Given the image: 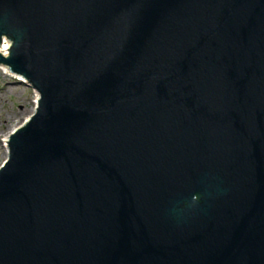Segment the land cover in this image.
<instances>
[{
	"label": "water",
	"instance_id": "1",
	"mask_svg": "<svg viewBox=\"0 0 264 264\" xmlns=\"http://www.w3.org/2000/svg\"><path fill=\"white\" fill-rule=\"evenodd\" d=\"M4 40L0 264H264V0H0Z\"/></svg>",
	"mask_w": 264,
	"mask_h": 264
},
{
	"label": "rangeland",
	"instance_id": "2",
	"mask_svg": "<svg viewBox=\"0 0 264 264\" xmlns=\"http://www.w3.org/2000/svg\"><path fill=\"white\" fill-rule=\"evenodd\" d=\"M20 77L10 76L0 70V166L8 156L3 146V136L22 124L34 111L38 92ZM10 129V130H9Z\"/></svg>",
	"mask_w": 264,
	"mask_h": 264
},
{
	"label": "bare ground",
	"instance_id": "3",
	"mask_svg": "<svg viewBox=\"0 0 264 264\" xmlns=\"http://www.w3.org/2000/svg\"><path fill=\"white\" fill-rule=\"evenodd\" d=\"M10 47H11L10 42L5 41V40L2 41V42L0 43V53L3 54V55H5V56H7L8 53H9L8 50H10ZM0 70L3 71V73H5V74H7V75H10V76H17L18 78L20 77V80H19V81L28 84L27 81H26V79H25L23 76L11 72L8 66L3 65V64H0ZM38 98H39V95L36 96V100H38ZM35 103H37V101H35ZM36 105H37V104H35V108H36ZM35 108H34V110H35ZM33 112H34V111H33ZM20 125H21V124H20ZM20 125H19V126H20ZM14 129H16V128H13V130H12L11 132H9V133H7L6 135L3 136V143H2V144L4 145L3 147H4L6 150H8V143H7V142H8V138H9L10 134L14 131ZM9 130H10V129H9Z\"/></svg>",
	"mask_w": 264,
	"mask_h": 264
}]
</instances>
